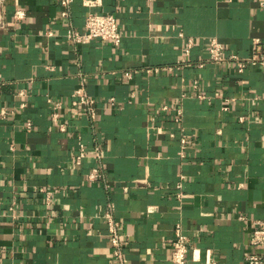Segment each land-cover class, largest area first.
Instances as JSON below:
<instances>
[{
  "label": "crops",
  "instance_id": "0c3cea01",
  "mask_svg": "<svg viewBox=\"0 0 264 264\" xmlns=\"http://www.w3.org/2000/svg\"><path fill=\"white\" fill-rule=\"evenodd\" d=\"M84 1H73L68 19L60 0L4 6L0 264H111L108 203L127 264H173L176 222L190 238L188 264H243L264 219V68L239 74L236 62L206 57L211 38L241 57L252 54L253 38L264 45V0ZM89 11L117 17L119 45L68 38L70 28L84 30ZM82 77L96 100L93 120L70 104ZM79 141L87 156L77 165ZM96 144L109 190L87 179Z\"/></svg>",
  "mask_w": 264,
  "mask_h": 264
},
{
  "label": "built area",
  "instance_id": "2783aa9c",
  "mask_svg": "<svg viewBox=\"0 0 264 264\" xmlns=\"http://www.w3.org/2000/svg\"><path fill=\"white\" fill-rule=\"evenodd\" d=\"M7 0H0V29L6 26L4 6ZM74 0H60V5L62 7L61 15L62 17L68 19L71 16V4ZM100 0H85L84 3L89 6H95ZM25 16L24 10L18 9L14 12V18L20 20ZM124 37L123 31L120 27L117 17L112 13L103 12H92L89 11L85 16L84 30L77 31L70 28L68 31V38L74 44L88 43L92 40H106L110 41L115 45H119ZM253 52L250 56L241 57L238 54L226 53L224 44L217 38H211L209 42V48L207 53V59L213 62L221 63L227 61H233L237 63V72L241 74L246 65L261 66L264 68V45L260 38H253ZM193 45V40L188 39V46L184 49L186 55L190 54ZM199 66H204L202 62ZM130 76V73L127 74ZM85 77H82L79 85L71 94L70 104L74 108L80 109L89 118L94 119L96 112V100L90 95L85 88ZM19 95H24V90L18 92ZM228 101V99H227ZM109 103L115 105V98H110ZM24 106V104L22 105ZM61 106L60 102H56L53 105L52 119L58 122L59 112L58 108ZM227 108V106L225 107ZM169 105H164L162 110H169ZM178 115L181 116L180 110L177 111ZM6 112L3 110L0 112V116H4ZM175 120H180V117H175ZM240 120H244V116L240 117ZM25 127L27 130H31L33 127L32 122H26ZM59 129L61 131L66 130V125L64 123L59 124ZM187 138L181 137V145L183 150L185 149ZM93 155L95 158V165L87 174V179L90 182H100L106 190L110 189V183L106 178L105 174V156L104 149L101 144H96L93 147ZM87 156L86 146L83 142L79 141L77 146V153L75 155V164L80 165L84 158ZM182 178L176 184L177 197L182 196ZM44 191V189H41ZM48 194V192H47ZM114 205L108 203V209L104 213V218L108 224V236L111 243L112 252V262L111 264H127L123 242L121 239V234L119 231L120 224L113 215ZM174 235L170 243L171 253L170 261L173 264H188L189 251H190V238L185 232L184 226L181 222H176L173 228ZM250 244L254 247V250L245 255L243 264H264V219H259L256 221V226L254 227ZM205 262H212V255L210 250H207L205 254Z\"/></svg>",
  "mask_w": 264,
  "mask_h": 264
}]
</instances>
